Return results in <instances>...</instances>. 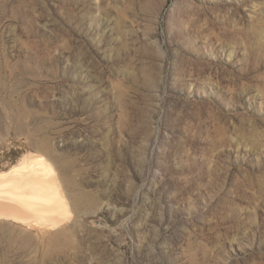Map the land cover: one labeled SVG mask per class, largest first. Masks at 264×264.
Here are the masks:
<instances>
[{
  "label": "rangeland",
  "instance_id": "374dc122",
  "mask_svg": "<svg viewBox=\"0 0 264 264\" xmlns=\"http://www.w3.org/2000/svg\"><path fill=\"white\" fill-rule=\"evenodd\" d=\"M39 157L73 216L0 264H264V0H0V172Z\"/></svg>",
  "mask_w": 264,
  "mask_h": 264
},
{
  "label": "bare ground",
  "instance_id": "6f19581e",
  "mask_svg": "<svg viewBox=\"0 0 264 264\" xmlns=\"http://www.w3.org/2000/svg\"><path fill=\"white\" fill-rule=\"evenodd\" d=\"M24 164L21 161L0 172V217H13L28 224L35 222L53 230L67 223L72 207L76 206V196L68 192L54 164L45 157L21 168Z\"/></svg>",
  "mask_w": 264,
  "mask_h": 264
}]
</instances>
